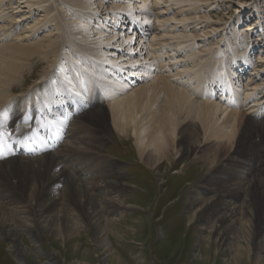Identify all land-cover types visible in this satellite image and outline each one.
Returning <instances> with one entry per match:
<instances>
[{"label":"bare ground","instance_id":"1","mask_svg":"<svg viewBox=\"0 0 264 264\" xmlns=\"http://www.w3.org/2000/svg\"><path fill=\"white\" fill-rule=\"evenodd\" d=\"M9 3L12 11L14 5L28 8L19 24L43 13L26 29V39L50 32L23 46L0 45V242L9 243L16 264L39 260L42 236L69 242L86 230L108 248L106 237L114 231L107 217L131 207L127 177L154 175L167 162L176 166L175 153L180 159L192 155L207 173L188 204L201 230L218 235L237 264H249L251 253L256 264L264 260V55L253 60L261 49L255 33L245 38L240 27L229 25L219 35L206 0H0V33L6 20L20 26L7 13ZM260 28L264 32V23ZM54 31L59 34L53 39ZM66 42L75 49L60 54ZM36 57L55 70L50 87L42 80L35 91L62 98L46 109L29 107L25 92L16 94ZM214 57L217 64L206 62ZM224 89L234 92L233 105ZM24 101L27 109L20 110ZM248 103L261 114L235 107ZM17 123H24L21 132L13 127L8 135ZM112 131L122 142L136 143L140 158L129 173L106 154ZM25 234L36 252L20 244Z\"/></svg>","mask_w":264,"mask_h":264},{"label":"rangeland","instance_id":"2","mask_svg":"<svg viewBox=\"0 0 264 264\" xmlns=\"http://www.w3.org/2000/svg\"><path fill=\"white\" fill-rule=\"evenodd\" d=\"M117 1L119 3V0ZM255 2L259 5L262 10L261 12L257 11L254 6ZM11 7L10 3L5 7L8 15L15 17V24L21 23L19 22V17L25 14V11H27L26 9L28 8H23L25 7L24 5L21 6L22 9L19 10L15 9L17 5H14V11H12ZM49 7L53 9V3H51V6L49 4ZM204 9L206 11L209 10L213 22L221 26L220 30H222H218V32L221 33L219 35L223 34L222 31L224 28H226L225 31L228 32L229 25H232L230 28H233L234 25H236V29H239L240 27V33L244 35L245 38L249 33L251 34L254 32L255 34L251 36L254 41H258L255 42V45L258 46L259 43L261 49L253 52V60H255V58L257 59L260 55H264V42L262 43V41H264V32H259L261 30V22L264 23V0H206V3H204ZM42 15L43 13H36L34 18L32 17L30 20H24L22 24H19L20 26L14 28L11 26L13 25V22L7 20L6 22H3L5 31L0 33L1 35L3 34L2 36L0 35V45L14 43L17 44V46H23L27 44V42L34 43L39 41L42 37L44 38L45 36H48L50 34L48 28L47 30H38L37 35L34 37L30 36L29 39H26V36H24L27 31L26 29L35 24V21L44 19ZM51 16L56 17L57 19L60 17L57 12H53ZM240 21L241 23L238 24ZM129 26L128 20L126 27L129 28ZM17 29L18 31H16ZM10 31H14L15 33H10ZM58 34L57 31H54L51 36L54 39ZM19 36L20 39L18 40L17 37ZM209 42V46L213 47L214 42L212 40ZM70 48L73 49L74 47L69 44V42H66L64 47H62V50L60 49V54L63 53L64 50ZM210 60L211 62L206 59V62L209 64L213 63L214 65L217 64L216 57H214V59L210 58ZM43 62L45 64H43ZM32 65L29 67V73L25 74L27 75L25 81L21 82L22 84H25L23 90L18 91L16 94L19 95L20 93L25 92L23 96L29 98V107H34L35 104V108L38 106L37 109L53 107V101L60 104L62 98L57 99L56 92L50 91L49 93L48 89H46L43 90V95L41 96L40 91H35V88L40 85L42 80L47 81L50 87L51 81L49 76L51 72L54 74L55 67H52V65V68H49L50 64L46 63V61L40 57H36ZM47 67L49 70L46 74L45 71L47 70ZM201 68H204V65H202L200 69ZM165 71H168V69ZM43 73L44 75H42ZM162 73L166 74L164 72ZM250 73L249 70L244 73L242 77L243 84H246ZM28 74L31 77H29ZM21 83L16 85L19 86ZM16 94H14V98L18 97ZM60 95L63 98L65 97V94ZM12 98H10V100ZM16 101L14 100L13 102L16 103ZM33 101L35 102L32 103ZM63 101L67 102L66 100ZM101 101L102 104H106L105 100ZM42 104H46V107H43ZM24 107L26 108L25 101L19 109H25ZM235 107H240L241 111H247L248 114L254 115L255 117L261 114H258L259 110H249L251 107L249 103L241 104L240 106L236 105ZM2 108L8 110V106ZM8 111H10L11 114V110ZM44 117L45 116L41 117L42 120L45 119ZM17 124L10 126L11 128L6 130L9 131L8 135L14 132L13 130H22L20 124L24 123ZM13 127L15 128L11 130ZM22 134L20 133L13 137L21 136ZM106 138L108 139L106 151L109 153H105L113 160L119 162L128 173L133 171L132 165L135 164V162H139L140 158L136 143L133 141L122 142V140L119 139L118 134H115L113 131L110 132ZM33 140L34 139L30 140L31 143ZM193 159L192 155L180 159V155H176L175 153L173 164L176 166L172 167L171 164L167 162L164 163L154 175L132 174L127 177L126 182L129 185L128 190L130 191V194L127 197L130 199L128 200L129 203H127V206H131V210L128 209V212L123 215L116 214L107 217L106 222L113 220L110 229L114 231L111 239L106 237L109 245L108 248L103 249L100 239L93 238L90 232L86 230L83 232L80 230L76 234L77 236H80L81 234L84 235L83 238L74 239L69 242L62 240L59 237L46 238L42 236V239H38L37 241V248L42 251V255L40 257L37 256L39 260L26 258L25 263L40 264V260H51L55 264H237L235 263V259L233 260L234 256L231 254L229 255L227 249H225L226 247L223 242H221L220 237L218 238V235L211 234L208 230L202 231L201 226H199L201 224L200 221L197 218H194L193 212L188 209L190 196L197 191L196 186L200 187V184H202L201 181H203V178H205L207 174L206 172H202V169H198V164H193L191 162ZM176 172L180 174H175ZM141 187L148 188L150 193L147 194L141 192ZM71 204V209H74L72 213L75 215L79 214V208L76 204ZM123 218L127 219L125 220L126 222L121 221ZM77 241L81 245L76 246L74 248L75 251H73V245L78 243ZM19 242L22 247L26 248L28 251L31 249V252H36L34 243L27 234H25L24 237L19 238ZM114 247L118 252L115 253ZM244 250V248H240L241 253H243L242 251ZM252 256L253 254L251 253L248 257V262L249 264H256L257 258ZM16 263V255L12 251L9 243L7 241H1L0 264ZM244 263H246V261ZM259 264H264V260H260Z\"/></svg>","mask_w":264,"mask_h":264},{"label":"snow or ice","instance_id":"3","mask_svg":"<svg viewBox=\"0 0 264 264\" xmlns=\"http://www.w3.org/2000/svg\"><path fill=\"white\" fill-rule=\"evenodd\" d=\"M3 135V133H0V136H2ZM4 157H3V155L2 154H0V159H3Z\"/></svg>","mask_w":264,"mask_h":264}]
</instances>
